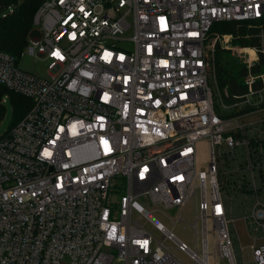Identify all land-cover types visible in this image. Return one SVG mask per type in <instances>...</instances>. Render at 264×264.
Listing matches in <instances>:
<instances>
[{"label":"built area","instance_id":"2783aa9c","mask_svg":"<svg viewBox=\"0 0 264 264\" xmlns=\"http://www.w3.org/2000/svg\"><path fill=\"white\" fill-rule=\"evenodd\" d=\"M221 22H250L257 46ZM33 25L24 54L48 78L0 52V84L32 102L0 136V264H264V119L241 123L264 112V0H43ZM217 46L243 93L220 87ZM191 202L194 248L154 216L181 222Z\"/></svg>","mask_w":264,"mask_h":264},{"label":"trees","instance_id":"16d2710c","mask_svg":"<svg viewBox=\"0 0 264 264\" xmlns=\"http://www.w3.org/2000/svg\"><path fill=\"white\" fill-rule=\"evenodd\" d=\"M43 0H2L5 5H14L13 14L0 19V52L9 54L17 60L23 55L28 43V35L33 28V21L36 12ZM250 22H221L213 25L211 33L229 34L234 36V44L247 47L257 46V40H247V35H255L256 29L249 28ZM260 61L254 69L255 73L264 72V54L259 55ZM216 71L217 81L222 89H227L232 95L243 93L245 86L243 78L246 71L243 65L234 58L231 52L216 48ZM13 96L14 101V120L12 129L24 119L32 106V102L26 97L9 91L0 84V97ZM9 129V130H10Z\"/></svg>","mask_w":264,"mask_h":264},{"label":"rangeland","instance_id":"374dc122","mask_svg":"<svg viewBox=\"0 0 264 264\" xmlns=\"http://www.w3.org/2000/svg\"><path fill=\"white\" fill-rule=\"evenodd\" d=\"M2 3V0H0V4ZM35 31V27L33 25V28L31 32L28 35V42L30 40L31 34ZM213 37V36H212ZM28 44V43H27ZM237 45V44H235ZM27 47V45H26ZM25 47V50H26ZM25 50L23 52V55L19 60L18 68L24 72L34 74L41 78H48V61L43 59H38L34 57H29L25 53ZM229 51V50H226ZM231 52V51H229ZM232 54V53H231ZM232 56L238 60V62H241V60L237 57H235L233 54ZM210 86L213 88L214 92L216 93V83L214 81L213 77H210ZM9 96V95H7ZM5 95L0 97V136L4 135L10 128L13 123V120L15 118L14 116V101L13 96L7 97L5 100ZM5 100V101H4ZM241 109H236L231 112V114L240 113ZM264 119V112L261 113V115L252 114L249 117L242 119L241 123H252L256 122L258 120ZM198 155L201 159V162L203 164H206L208 161V151H207V145L205 143H200L198 145ZM241 201H243L242 195H237L233 202L228 201V208L232 210V215H229V219H235L234 224L230 225L231 235L233 242L235 244L237 255L239 256V246H247L249 244L248 237L246 235L243 222L240 220L242 217V204ZM183 221L176 222L177 216L176 213L173 211L171 212L170 219L164 217L163 215H160L158 213L154 214L155 218L160 221L168 230L172 231L174 236L179 239L180 241L187 244L190 248H194L196 245V238H195V230L192 227L195 223L194 220V206L193 203H189L184 211L182 212ZM198 227L200 226V223L197 222ZM152 232V229H151ZM154 235L160 236V233L157 231H153ZM200 242V237H199ZM186 259L185 257H183Z\"/></svg>","mask_w":264,"mask_h":264}]
</instances>
